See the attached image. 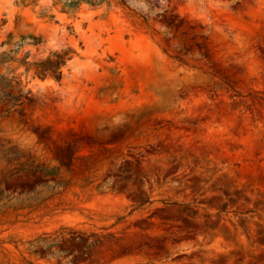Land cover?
Here are the masks:
<instances>
[{"label": "rangeland", "instance_id": "obj_1", "mask_svg": "<svg viewBox=\"0 0 264 264\" xmlns=\"http://www.w3.org/2000/svg\"><path fill=\"white\" fill-rule=\"evenodd\" d=\"M0 58V264H264V0H0Z\"/></svg>", "mask_w": 264, "mask_h": 264}, {"label": "trees", "instance_id": "obj_2", "mask_svg": "<svg viewBox=\"0 0 264 264\" xmlns=\"http://www.w3.org/2000/svg\"><path fill=\"white\" fill-rule=\"evenodd\" d=\"M123 5L124 4V1ZM35 46L40 44L41 39L33 38ZM74 52L71 49L67 51L55 52L49 56L46 60L38 63H28L25 60L21 61V64L26 67V73L29 74L31 70H34V77L44 81L47 78H53L56 81L62 79V69L66 66L70 56ZM5 64L0 58V66ZM10 73L13 71L10 70ZM22 81L17 76L6 77L0 75V118H8L12 113L21 111L27 102H30V92L24 93L19 86ZM5 158H14L13 160L8 159L9 162L20 160V153L10 149L4 153ZM27 169L33 173H39L43 176H48V172L44 170L43 165L36 164L35 161L27 159Z\"/></svg>", "mask_w": 264, "mask_h": 264}]
</instances>
